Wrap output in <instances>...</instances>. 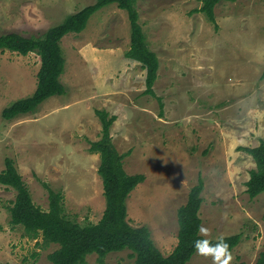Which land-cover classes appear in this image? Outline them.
I'll return each instance as SVG.
<instances>
[{
  "label": "rangeland",
  "instance_id": "1",
  "mask_svg": "<svg viewBox=\"0 0 264 264\" xmlns=\"http://www.w3.org/2000/svg\"><path fill=\"white\" fill-rule=\"evenodd\" d=\"M203 0H136L148 48L159 61L154 96L145 71L125 58L127 13L115 4L95 12L80 34L60 42L64 94L10 121L2 111L30 97L40 58L0 51V172L10 160L33 204L49 207L48 191L62 195L64 212L80 225L97 223L105 209L96 111L116 118L110 136L123 169L143 175L127 199L132 227L145 226L167 256L177 244V210L198 179L199 217L207 240L240 235L230 264H255L264 251V193L249 198L255 169L243 148L264 143V0L220 2L214 23L198 13ZM96 0H0V36L41 39L65 17ZM16 192L0 184V264H51L56 245L29 239L10 223ZM129 251L104 264H133ZM86 264H97L96 256ZM188 264H212L195 253Z\"/></svg>",
  "mask_w": 264,
  "mask_h": 264
},
{
  "label": "trees",
  "instance_id": "2",
  "mask_svg": "<svg viewBox=\"0 0 264 264\" xmlns=\"http://www.w3.org/2000/svg\"><path fill=\"white\" fill-rule=\"evenodd\" d=\"M234 0H203L197 10L207 21L214 23V8L220 2ZM115 4L127 13L130 25V48L125 58L140 64L145 71V94L154 96L153 85L157 78L159 61L148 48L146 37L139 23L136 0H96L95 4L68 15L64 20L49 28L43 38L24 37L18 33L0 36V51L16 52L20 55L36 53L40 58L36 74L34 93L25 99L12 103L2 111V118L10 121L22 115L32 114L45 100L64 94L59 78L64 68V58L60 47L62 38L68 34H80L89 18L103 7ZM264 78V73L262 75ZM101 125V136L90 144L89 151L99 155L97 173L102 181L105 209L97 223L80 225L64 212L62 195L48 191L47 211L35 206L20 175L10 160H6L5 170L0 172V184L16 192L10 207V223L23 228L29 239L41 238L45 245H56L57 249L48 255L51 264H86L88 256L95 255L97 264H104L112 253L129 251L133 264H188L196 253L193 242L205 239L198 233L201 226L199 210L202 204L203 181L198 179L187 197L186 203L177 210V244L169 255L164 256L154 245L151 233L145 226L132 227L127 219V199L142 182L143 175H130L123 169V155H120L110 136V129L116 118L105 111H96ZM254 163L246 182V193L253 199L264 193V143L255 148H243ZM231 251L239 244L240 235L223 238ZM216 243L218 240H210ZM255 264H264V251Z\"/></svg>",
  "mask_w": 264,
  "mask_h": 264
},
{
  "label": "clouds",
  "instance_id": "3",
  "mask_svg": "<svg viewBox=\"0 0 264 264\" xmlns=\"http://www.w3.org/2000/svg\"><path fill=\"white\" fill-rule=\"evenodd\" d=\"M209 230L204 226L198 227V233L203 236L208 235ZM195 252L203 257H211L212 264H230L232 259L229 245L221 237L216 243L207 239H196L193 242Z\"/></svg>",
  "mask_w": 264,
  "mask_h": 264
}]
</instances>
